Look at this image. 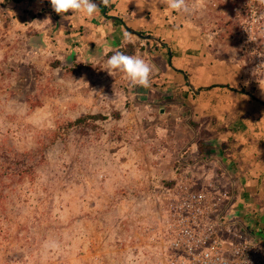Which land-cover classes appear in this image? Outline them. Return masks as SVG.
I'll return each mask as SVG.
<instances>
[{
	"label": "rangeland",
	"instance_id": "rangeland-1",
	"mask_svg": "<svg viewBox=\"0 0 264 264\" xmlns=\"http://www.w3.org/2000/svg\"><path fill=\"white\" fill-rule=\"evenodd\" d=\"M118 2L117 6L126 4L128 11L132 8L134 17L141 14L140 21L147 27L159 26L161 20L152 9L142 15L145 3L161 8V17L166 9L172 26L165 23L159 27L173 37L164 41L154 36L156 41L151 40V44L168 51V61L173 50L178 68L184 64L178 61V52L188 55L191 43L193 55L187 64L199 68L193 72V86L232 81L239 76H235L238 69L247 72L239 76L247 89L252 86L249 79L264 81V56H260L264 55V0H187L188 13H177L160 0ZM4 18L0 15V25ZM17 37L7 38L0 30V147L6 144L21 153L37 152L58 125L82 114L110 116L120 111L121 117L100 121L99 130L74 131L45 149V160L36 167L32 179L0 187V264H168L161 256L160 242L154 247L150 242L149 247L144 246L142 239L141 245L135 244L143 231L149 236L156 232L140 220L143 204L131 210L129 201L132 194L139 197L146 191L150 176L145 168L149 163L161 166V155L172 161L171 156L192 146L191 138L197 132L184 109L172 122L171 114L161 110L165 100L158 102L161 92H148L161 86L155 77L162 81L167 63L162 58L145 57V50L138 55L153 69L152 87L144 88L133 85L124 73L109 74L105 58L71 67L65 62L63 68L51 55L35 58L29 37L23 41ZM158 63L160 69L154 66ZM220 64L235 65L237 70L223 69ZM80 66L82 69L75 72L69 70ZM182 169L192 174L197 171L191 165ZM168 173L161 171L152 185L171 180L172 173ZM212 178L219 180L216 174ZM163 200L161 195L165 207ZM130 229L135 234H129ZM130 239L135 240L131 243ZM45 241H56L58 247L46 249ZM146 248L150 250L145 255L148 260L139 258L142 263L137 262L135 254Z\"/></svg>",
	"mask_w": 264,
	"mask_h": 264
},
{
	"label": "crops",
	"instance_id": "crops-1",
	"mask_svg": "<svg viewBox=\"0 0 264 264\" xmlns=\"http://www.w3.org/2000/svg\"><path fill=\"white\" fill-rule=\"evenodd\" d=\"M95 2L100 7L98 13L91 19H82L79 16H72L74 15L72 11L63 15L56 13L52 5L48 6L46 0H0V15L5 17L0 30L5 32L7 38L18 36L17 40L23 41V38L29 37L30 50L35 53V58L38 59L42 54L51 55L61 63L63 68L65 62L71 67L73 63L90 64L104 58L108 59L107 55L110 52L120 49L129 42L142 46L146 51L145 57L159 60L162 58L168 67L167 71L163 70V74L161 73L162 81H158L159 76L155 77L161 86L156 88L157 91L150 88L148 92L151 94L161 92L158 102L165 100L161 103L164 106L161 110H164L165 115L171 114L172 122L181 117L180 111L184 109L183 113L189 116L190 124L193 129L197 128V132L191 138L192 146L180 151L183 155L178 153L181 157L173 155L172 161H169L168 157L161 155V166H152L149 163L150 166L145 168L147 172L145 174L151 177L148 180L149 185L139 197L134 194L130 196L131 210L143 204V216L140 219L143 220L142 224H146L149 231V227H153V230L158 232L163 223L164 213L161 191L172 188L177 176L186 172L182 168L188 165L195 167L197 171L193 175L198 177L211 179L216 174L219 176V182L216 181L231 193V198L223 210L225 217L229 222L234 223L237 230L247 232L259 244L263 258L260 264H264V81L249 79L252 86L247 89L248 87L241 84V78H239L240 75L246 76V71L237 70L235 65L220 64L223 69L237 70L235 76H239L221 84L202 86L197 83L195 84L197 87L193 86L191 84L193 72L198 71L199 68L194 66L192 68L191 64H187L188 58L192 59L193 55L191 43L188 44L190 48L186 50L188 55H183L182 51L178 52L180 53L177 56L178 61L184 62L178 67L183 70H179L176 64L172 67L169 65L172 58L170 57L168 61V51H163L158 45L156 47L153 43L151 44V40L154 42L156 40H147L128 30L129 27L139 32L147 31V34L167 41L166 39L173 36L165 33L164 29L161 31L159 27L160 24L165 25V23L172 26L171 20L167 19L166 9L163 8L164 15L161 17V8L142 2L141 4L145 5L142 7L143 16L152 9L158 13L161 20L159 26L147 27L140 21L141 14L134 17V14L130 12L132 8L128 11L126 4L117 6L120 3L118 0H109L106 7L100 3V0ZM51 21L56 25H52ZM124 30H127L128 34H125ZM141 38L144 41L140 43L138 40ZM143 50H138L134 56H141L144 54ZM210 58L214 61L213 56ZM154 66L160 69L159 63ZM189 72L191 75L187 76ZM169 83L175 85L172 86ZM170 97L177 105L167 100H171ZM167 105L171 108L167 109ZM178 143L182 144V139ZM161 171L164 174L172 173V179L165 184L162 183L163 185L158 181H155L157 185H152L156 176L161 177ZM137 211L140 213V209ZM132 215L134 216V211ZM133 233L130 229L129 234L133 235ZM136 233L138 234L137 231ZM138 235L139 239L135 244H140L142 239L144 246L147 247L149 244L153 246L159 242L162 245L159 239L158 242L151 240L145 231ZM133 240L135 239H130V242L133 243ZM148 251L150 250L146 248L143 252L141 250L136 253L137 262L142 263V260H138L139 258L148 260L145 256ZM140 254L142 256H139ZM161 256L165 259L163 255Z\"/></svg>",
	"mask_w": 264,
	"mask_h": 264
},
{
	"label": "built area",
	"instance_id": "built-area-1",
	"mask_svg": "<svg viewBox=\"0 0 264 264\" xmlns=\"http://www.w3.org/2000/svg\"><path fill=\"white\" fill-rule=\"evenodd\" d=\"M162 198L163 223L150 236L162 242L168 264L261 263L259 244L225 217L231 193L214 179L181 173Z\"/></svg>",
	"mask_w": 264,
	"mask_h": 264
},
{
	"label": "trees",
	"instance_id": "trees-1",
	"mask_svg": "<svg viewBox=\"0 0 264 264\" xmlns=\"http://www.w3.org/2000/svg\"><path fill=\"white\" fill-rule=\"evenodd\" d=\"M141 33L147 34L146 31H141ZM169 46L167 48L168 50H171V47ZM140 49L143 50L144 48L140 45H134L133 43L129 42L122 46L120 49L110 52L108 54V57L117 51L123 52L128 55H135L136 52ZM171 54L172 60L169 65L172 67L174 64L173 60L177 54H175L173 50L171 51ZM55 64H60V62L58 61ZM78 68L79 69L71 68L69 70L71 72H75L82 69L81 66ZM112 116L119 119L121 117V113L120 111H113L110 116L101 112L93 114H82L74 120L61 123L60 125H58L57 130L54 133L50 134L48 139H46L45 143H47V145H45V143H42V146L38 149L37 152L26 151L21 153L15 149L8 148L6 144H3L0 147V187L2 188L3 186H6V182L24 183L26 179H32L34 177L36 167L41 165L43 160H45L46 148L64 141V139H67L74 131L82 130V132H90L91 130H99L101 126L99 122H104Z\"/></svg>",
	"mask_w": 264,
	"mask_h": 264
},
{
	"label": "clouds",
	"instance_id": "clouds-1",
	"mask_svg": "<svg viewBox=\"0 0 264 264\" xmlns=\"http://www.w3.org/2000/svg\"><path fill=\"white\" fill-rule=\"evenodd\" d=\"M49 2L56 13L63 15L72 11L74 13L72 16H79L82 19L93 18L100 9L95 0H49ZM108 2L109 0H100V3L105 7ZM160 2L177 13H188L190 11L187 0H160ZM107 66V71L111 75L118 71L126 74L133 85L144 88L150 87L153 69L150 63L142 57L117 51L108 57ZM44 247L54 250L58 247V242L45 241ZM131 260L132 258L129 257V261Z\"/></svg>",
	"mask_w": 264,
	"mask_h": 264
},
{
	"label": "water",
	"instance_id": "water-1",
	"mask_svg": "<svg viewBox=\"0 0 264 264\" xmlns=\"http://www.w3.org/2000/svg\"><path fill=\"white\" fill-rule=\"evenodd\" d=\"M128 30H129L132 34L137 35V36L142 37V38H145V39H147V40H148V39H154V40H156V38H155L154 36H152V35L142 34L141 32H139V31H137V30H135V29L129 28V27H128ZM170 57H172L171 52H170Z\"/></svg>",
	"mask_w": 264,
	"mask_h": 264
}]
</instances>
